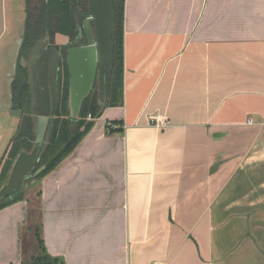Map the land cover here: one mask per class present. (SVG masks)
I'll use <instances>...</instances> for the list:
<instances>
[{"label":"crops","instance_id":"0c3cea01","mask_svg":"<svg viewBox=\"0 0 264 264\" xmlns=\"http://www.w3.org/2000/svg\"><path fill=\"white\" fill-rule=\"evenodd\" d=\"M123 40L118 103L0 209V264L35 228L64 264H264V0H124Z\"/></svg>","mask_w":264,"mask_h":264},{"label":"trees","instance_id":"16d2710c","mask_svg":"<svg viewBox=\"0 0 264 264\" xmlns=\"http://www.w3.org/2000/svg\"><path fill=\"white\" fill-rule=\"evenodd\" d=\"M25 0V19L22 35V45L19 50L16 71L10 84V108L25 117H20L19 126L13 143L7 148L0 161V187L6 182L11 165L21 151H29L33 142V116L32 83L30 76V64L35 55L34 47L46 37H52L56 33L70 34L75 25L74 9L81 6L84 0ZM123 10L124 0H120V15L117 24V49L116 58L118 69L115 80L110 90L109 100L104 106L116 105L122 96L123 88ZM27 60L23 65L20 59ZM68 84L67 77L59 78L57 99V112L54 119L53 132L40 161L32 171L33 179H39L52 170L85 135L93 124V120H86L88 114L91 119L98 117L103 106L98 103V97L87 98L82 106L79 118L74 120L68 116L67 108ZM108 129V127H107ZM23 190L16 192L11 197L0 200V209L20 200ZM35 240L39 253L24 264H64L58 258L49 256L43 245L38 228L35 229Z\"/></svg>","mask_w":264,"mask_h":264},{"label":"water","instance_id":"95a60500","mask_svg":"<svg viewBox=\"0 0 264 264\" xmlns=\"http://www.w3.org/2000/svg\"><path fill=\"white\" fill-rule=\"evenodd\" d=\"M85 6L87 9L85 26L89 31V45L73 47L66 52L67 62L70 65L67 108L69 118L74 120L79 118L83 101L91 91H96L98 103L105 107L116 75V69L110 73V62L114 51V34L117 32L120 15V0H86ZM89 21L93 23L96 43L90 34ZM21 45L22 36L18 41L17 58ZM17 58L10 84L16 71ZM57 62L58 53L55 49H51V58L46 50L39 56L35 86L38 104L32 130L34 140L29 151H21L15 157L6 182L0 187V200L11 197L23 182L32 177V171L50 142L58 97Z\"/></svg>","mask_w":264,"mask_h":264},{"label":"rangeland","instance_id":"374dc122","mask_svg":"<svg viewBox=\"0 0 264 264\" xmlns=\"http://www.w3.org/2000/svg\"><path fill=\"white\" fill-rule=\"evenodd\" d=\"M33 1V3L38 2V0ZM24 19L25 0H0V161L15 139L20 117L26 115V112L21 115L10 108L9 94L18 41L24 29ZM20 62L23 63V59H20ZM31 178L33 177L29 179ZM33 202H36L35 197Z\"/></svg>","mask_w":264,"mask_h":264},{"label":"flooded vegetation","instance_id":"af4514ba","mask_svg":"<svg viewBox=\"0 0 264 264\" xmlns=\"http://www.w3.org/2000/svg\"><path fill=\"white\" fill-rule=\"evenodd\" d=\"M86 0H84V3L81 6H77V8L74 9V17H75V25L72 29V32L69 34H60V33H56L54 34L52 37H46L44 39H42L36 46L34 47V51L35 55L32 58V62L30 64V76H31V83H32V104H31V113L33 116V121L35 122V111H36V107H37V95H36V81H37V62L39 59V56L41 54H43V51L46 50L49 57L51 58V49H55L56 52L58 53V79H57V94H58V89H59V78H63L64 75L67 77V84L69 86V68L70 65L67 62V58H66V52L68 49H72L73 47H79V46H88L89 45V38H88V33L89 31H87L86 29V14H87V9H86ZM90 22V21H89ZM90 27H91V31L90 34L91 36H93V41L94 43H96V33L95 30L93 28V23L92 21L90 22ZM118 24V22H117ZM114 51L112 53L111 56V68H110V73H112L113 69H116V73H117V69H118V60L116 58V49H117V32H115L114 34ZM23 59V65H27V60L24 58ZM25 61V62H24ZM49 73V71H48ZM116 77V75H115ZM115 80V79H114ZM110 93V92H109ZM93 96H98V94L96 93V91H91L90 95L88 97H86L84 99V101L89 98V97H93ZM58 99V97H57ZM83 101V103H84ZM83 106V104H82ZM81 106V109H82ZM57 112V104H56V110H55V114ZM81 113V110H80ZM79 113V115H80ZM55 119V118H54ZM54 125V123H53ZM34 135V134H33ZM34 140V138H33ZM33 143V142H32ZM31 149V148H30ZM26 184V181L22 183V186L17 190V192H19L21 189L24 191V186ZM16 193V192H15ZM14 193V194H15Z\"/></svg>","mask_w":264,"mask_h":264},{"label":"built area","instance_id":"2783aa9c","mask_svg":"<svg viewBox=\"0 0 264 264\" xmlns=\"http://www.w3.org/2000/svg\"><path fill=\"white\" fill-rule=\"evenodd\" d=\"M92 118V116L90 114L87 115L86 119L90 120ZM153 120L156 121V123L161 124V119L156 117L155 115L153 117H151ZM250 122V121H249ZM154 264H160V263H154Z\"/></svg>","mask_w":264,"mask_h":264}]
</instances>
